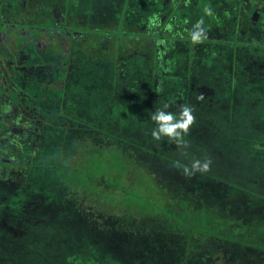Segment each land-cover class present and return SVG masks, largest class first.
Instances as JSON below:
<instances>
[{"label": "rangeland", "instance_id": "1", "mask_svg": "<svg viewBox=\"0 0 264 264\" xmlns=\"http://www.w3.org/2000/svg\"><path fill=\"white\" fill-rule=\"evenodd\" d=\"M68 2L21 0L0 15L38 25L30 33L41 45L33 66L15 47V30L9 39L0 35V160L11 163L0 165V263L36 264L29 262L40 258L35 242L68 251L65 264H264L262 249L198 232L179 236L137 222V217L124 222L120 214L132 216L120 210L117 198L115 208L90 203L79 190L62 184L61 172L54 178L45 169L25 175V166H17L65 159L64 168H76L82 140L96 149L115 145L144 165L160 187L164 181L206 206L229 209L220 213L226 218H238L234 213L252 220L264 217V152L242 141L264 135V0H243L246 10L222 21L218 3L183 0L182 18L167 23L161 15L162 22L151 27L143 20L152 9L137 1L126 9L129 38L106 35L116 30L115 22L94 20L96 13L107 14L105 5L89 7L94 14L85 23L71 17ZM206 6L212 15L205 14ZM57 14L64 15L65 29L73 22L76 31H47ZM201 19L207 38L194 44L191 30ZM100 24L103 31L97 30ZM47 49L58 53V64L66 61L64 69L42 65L53 59ZM96 57L93 68L85 67V60ZM54 88L63 90V121L51 116L43 98V91L51 95ZM165 103L174 113L182 104L194 108L196 123L186 149L151 137L155 125L150 117ZM158 154L189 166L209 157L213 178L199 172L185 176L183 168ZM125 180L121 183H129ZM237 188L245 189L255 204L244 201Z\"/></svg>", "mask_w": 264, "mask_h": 264}, {"label": "trees", "instance_id": "2", "mask_svg": "<svg viewBox=\"0 0 264 264\" xmlns=\"http://www.w3.org/2000/svg\"><path fill=\"white\" fill-rule=\"evenodd\" d=\"M2 4L0 5V15L3 14V9L8 6L13 9L16 8L17 2L21 0H0ZM70 7L72 8V18H76V22H85L89 15H93L94 11L90 10L89 7L96 6L100 8L102 5L106 6V15L100 16L96 13V18L94 20H101L107 23V20L115 22L116 30L104 31L108 36H114L116 38L120 36L130 37L129 32L124 31L125 22L127 18L126 9L131 7L137 1L143 2L144 6L147 8L150 6L152 9L148 13L146 19L143 20V24L150 26V21L153 17L158 18L160 23L163 19L160 16H165V22H172L175 19L184 16L185 10L183 8V0H68ZM193 1V0H189ZM213 3H218L221 6L220 12L217 14L220 20H227V16L230 15L236 18L240 15L243 10L241 7L243 0H211ZM255 2V0H252ZM138 5V4H137ZM136 5V7H137ZM135 7V8H136ZM131 14H135V9L131 8ZM212 9V8H211ZM170 10V11H168ZM135 12V13H134ZM164 13V14H163ZM105 16H107L105 18ZM110 16V18H108ZM160 19V20H159ZM17 20H8L0 18V35L9 39L10 34L14 32V44L22 56L31 62L33 66H36V60L40 56V52L37 54L40 44H38L37 38L33 33H30L32 28H38L36 24L27 25ZM64 15L57 14L55 21L52 26L47 28V31H63L66 34H70L74 30L76 31L75 24L72 22L70 26L65 29L63 27ZM74 21V22H75ZM87 25V24H86ZM125 25V26H124ZM130 26V25H127ZM125 30H128V28ZM97 30H104V26L100 24ZM149 34L150 31H145ZM76 50L74 49L73 52ZM47 55L53 59L47 60L42 63V65H50L52 68L55 66L58 69H64L66 67V61H62L58 64L59 57L58 53L47 49ZM6 54V52H5ZM97 57L95 59H87L83 63L87 68H93V63L98 61ZM54 72V71H53ZM51 73L56 81V75ZM49 74V73H48ZM17 74H15L16 78ZM14 78V79H15ZM68 77L64 78L66 81ZM51 95L48 93L45 95L43 91V98L48 100V112L51 116L57 120H64V115L60 113V102L63 96V90H49ZM17 94L18 92L15 91ZM24 96V95H23ZM22 96V98H24ZM34 102L36 99L31 98ZM87 127L85 124H83ZM91 128V126H88ZM88 129V128H87ZM84 143L79 144L82 156L79 159L78 167L76 168H64L63 161H46L41 165L34 163L33 161H27L22 163H17L19 168L25 166L26 171H22V174L28 175H40L43 169L50 172V178H54L55 175L62 173V184L68 189L79 190L82 194L89 198L90 203L103 202L105 205H109L112 208L116 207L115 200H117L118 207L122 211L127 212L132 216L131 218L126 217V213L120 214L121 220L124 222H129L134 219L138 222H143L146 225L154 226L157 230L162 229L166 232H171L173 234H178L179 236L189 237L194 232L202 234H210L221 236L227 240L237 242L240 244L248 245L258 250H264V217H253L252 219L240 218L238 213H234V216L238 215V218L231 217L226 218L225 215H220L221 212L226 213L230 211L229 209H223L219 207L218 209H213L212 207L206 206L204 202H199L195 198H191L190 195L184 194L181 190H172L170 186L161 182L162 187L156 182L153 175L144 169V165L139 162L134 161L130 153H125L119 146L108 145L103 146L101 149H96V147L90 145L86 140H82ZM245 143H252L253 148L259 149L264 152V135H261L259 140H255L251 137L246 136L243 140ZM249 145V144H248ZM145 151L146 149H142ZM159 158L166 159L174 163L177 167L183 168L189 165L183 164L180 161L169 160L162 154H158ZM261 168L264 169V157L261 159ZM0 165H11L6 159L0 160ZM19 172V170H17ZM47 173V172H46ZM208 177L213 178L211 172L206 173ZM129 181L121 183L122 180ZM58 184V183H57ZM166 185L170 189L167 190L163 186ZM238 192L241 193V197L247 203H254L252 198H248V195L244 190L237 188ZM116 193L115 198H112V193ZM232 195L233 191H229ZM256 195V203H257ZM254 198V197H253ZM71 201H75L69 198ZM115 199V200H114ZM112 200V201H111ZM76 201H78L76 199ZM128 201H132L133 204H127ZM113 204H112V203ZM144 208L141 209L140 206ZM240 202V200H238ZM75 203V202H74ZM255 204V203H254ZM262 204V203H261ZM82 207V204H79ZM139 207V210L137 209ZM148 210V212H147ZM118 214V213H117ZM216 214V215H214ZM231 214V212H230ZM233 215V214H232ZM263 215V214H262ZM34 251L39 253V259H35L31 262H36V264H65L69 262L70 256H68V251L60 249L59 251L51 247H41L32 243ZM32 251V247L29 249ZM26 260V256H24ZM31 260V259H30ZM54 261V262H53ZM1 264V263H0Z\"/></svg>", "mask_w": 264, "mask_h": 264}, {"label": "clouds", "instance_id": "3", "mask_svg": "<svg viewBox=\"0 0 264 264\" xmlns=\"http://www.w3.org/2000/svg\"><path fill=\"white\" fill-rule=\"evenodd\" d=\"M206 15H212L210 6L204 9ZM158 18L153 17L150 21L151 26H158ZM207 38V29L204 27V20H199L193 25L190 39L194 44H199ZM203 99V95L200 96ZM170 107L168 103L163 104L152 113L150 119L154 122L155 127L151 131L153 141L160 142L167 139L168 142L176 145L177 148L186 149L189 147V142L186 140L192 126L196 123L194 108L190 104H182L178 106L177 112H171L167 109ZM213 160L206 157L203 160H194L190 167L186 166L183 169L185 176H193L197 172L207 173L211 170Z\"/></svg>", "mask_w": 264, "mask_h": 264}]
</instances>
